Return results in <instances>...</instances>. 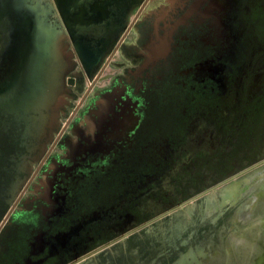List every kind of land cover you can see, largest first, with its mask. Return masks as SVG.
<instances>
[{"label":"rangeland","instance_id":"1","mask_svg":"<svg viewBox=\"0 0 264 264\" xmlns=\"http://www.w3.org/2000/svg\"><path fill=\"white\" fill-rule=\"evenodd\" d=\"M261 219L264 0H0V264H264Z\"/></svg>","mask_w":264,"mask_h":264},{"label":"clouds","instance_id":"2","mask_svg":"<svg viewBox=\"0 0 264 264\" xmlns=\"http://www.w3.org/2000/svg\"><path fill=\"white\" fill-rule=\"evenodd\" d=\"M258 223L264 225V219L259 220ZM232 239L234 240V242L243 243V240H242L239 232H237L236 230H234L232 233Z\"/></svg>","mask_w":264,"mask_h":264}]
</instances>
